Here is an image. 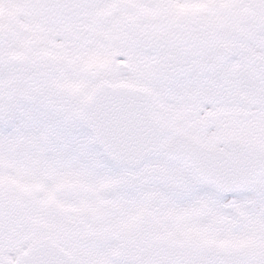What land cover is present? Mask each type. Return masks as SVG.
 <instances>
[{"label": "snow or ice", "instance_id": "obj_1", "mask_svg": "<svg viewBox=\"0 0 264 264\" xmlns=\"http://www.w3.org/2000/svg\"><path fill=\"white\" fill-rule=\"evenodd\" d=\"M0 264H264V0H0Z\"/></svg>", "mask_w": 264, "mask_h": 264}]
</instances>
